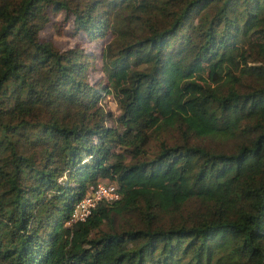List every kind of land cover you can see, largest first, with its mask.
Here are the masks:
<instances>
[{"label":"trees","instance_id":"1","mask_svg":"<svg viewBox=\"0 0 264 264\" xmlns=\"http://www.w3.org/2000/svg\"><path fill=\"white\" fill-rule=\"evenodd\" d=\"M0 264H264V0H0Z\"/></svg>","mask_w":264,"mask_h":264},{"label":"rangeland","instance_id":"2","mask_svg":"<svg viewBox=\"0 0 264 264\" xmlns=\"http://www.w3.org/2000/svg\"><path fill=\"white\" fill-rule=\"evenodd\" d=\"M80 35V36H79ZM41 37H49L53 43L63 49L74 45V43L79 40L84 43L85 46H93L94 48H99L98 44L89 42L84 35L75 34L72 28L71 18H65L63 12H59L56 15H51L50 20L47 25L40 31ZM100 75V71L90 72V79L93 80ZM105 104L108 109L113 110L115 113L118 112L115 100L109 94L105 98Z\"/></svg>","mask_w":264,"mask_h":264},{"label":"built area","instance_id":"3","mask_svg":"<svg viewBox=\"0 0 264 264\" xmlns=\"http://www.w3.org/2000/svg\"><path fill=\"white\" fill-rule=\"evenodd\" d=\"M120 197L114 182H98L75 204L69 222L85 220L100 201L110 202Z\"/></svg>","mask_w":264,"mask_h":264}]
</instances>
